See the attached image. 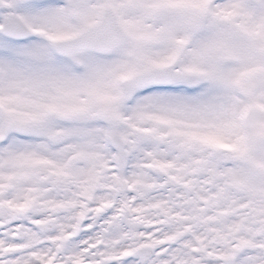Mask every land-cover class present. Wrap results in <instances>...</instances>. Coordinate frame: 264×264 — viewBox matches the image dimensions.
Instances as JSON below:
<instances>
[{
	"label": "snow or ice",
	"instance_id": "6c2138e0",
	"mask_svg": "<svg viewBox=\"0 0 264 264\" xmlns=\"http://www.w3.org/2000/svg\"><path fill=\"white\" fill-rule=\"evenodd\" d=\"M0 264H264V0H0Z\"/></svg>",
	"mask_w": 264,
	"mask_h": 264
}]
</instances>
